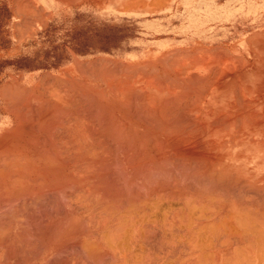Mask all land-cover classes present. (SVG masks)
Segmentation results:
<instances>
[{
	"label": "bare ground",
	"instance_id": "bare-ground-1",
	"mask_svg": "<svg viewBox=\"0 0 264 264\" xmlns=\"http://www.w3.org/2000/svg\"><path fill=\"white\" fill-rule=\"evenodd\" d=\"M123 5L133 53L3 88L0 264H264V0Z\"/></svg>",
	"mask_w": 264,
	"mask_h": 264
},
{
	"label": "crops",
	"instance_id": "crops-1",
	"mask_svg": "<svg viewBox=\"0 0 264 264\" xmlns=\"http://www.w3.org/2000/svg\"><path fill=\"white\" fill-rule=\"evenodd\" d=\"M123 4L124 0H0V98L3 88L13 82L19 87L29 86L30 81L38 82L44 77L38 76L39 73L25 76L27 68L19 66L24 59L34 58L36 54L34 59L45 60L44 51H28L30 43L40 44L38 40H44L46 33L53 32L61 23L88 21L98 23V27H109L110 22L113 25L114 17L122 14ZM109 11L112 12L109 14ZM122 19L123 15H120ZM56 37L59 39L58 35ZM59 52L54 54L58 64Z\"/></svg>",
	"mask_w": 264,
	"mask_h": 264
},
{
	"label": "rangeland",
	"instance_id": "rangeland-1",
	"mask_svg": "<svg viewBox=\"0 0 264 264\" xmlns=\"http://www.w3.org/2000/svg\"><path fill=\"white\" fill-rule=\"evenodd\" d=\"M98 25V23L88 21L61 23L58 28L53 29V32L48 31L45 38H43L44 40H38L40 44L30 43L27 49L32 52L44 51L45 60L41 62L40 57L24 59L20 63V67L27 68L24 75L31 73H39L40 77L49 74L58 75L66 65L71 63L69 50L77 51L85 59L94 58L100 54L113 59H124L125 56L133 53L129 48V42L134 37L129 32V29H123V27L111 28L104 25L98 27ZM98 28H100L101 32ZM56 35H58L59 39ZM57 43L58 45H56ZM58 50L66 54L64 65L55 61L54 52H58Z\"/></svg>",
	"mask_w": 264,
	"mask_h": 264
}]
</instances>
